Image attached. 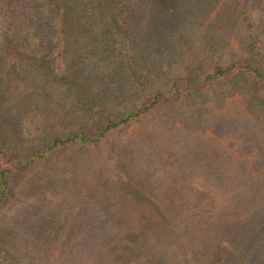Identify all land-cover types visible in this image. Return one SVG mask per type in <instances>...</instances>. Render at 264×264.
Here are the masks:
<instances>
[{
  "label": "rangeland",
  "instance_id": "1",
  "mask_svg": "<svg viewBox=\"0 0 264 264\" xmlns=\"http://www.w3.org/2000/svg\"><path fill=\"white\" fill-rule=\"evenodd\" d=\"M142 3L136 26L127 0H0L4 151H48L57 138L82 132L96 141L51 151L46 163L12 180L0 238L13 244L0 241V264H14L7 251L32 252L37 237L51 234L53 245L70 252L79 237L71 264L104 251L112 264H211L203 257L213 252L215 228L236 219L228 183L239 171L258 179L233 203L242 211L248 264H264V88L245 75L197 82L242 49L211 22L191 17L167 27L166 3ZM247 6L250 35L264 53V0ZM156 90L172 105L105 130ZM245 157L247 166L238 162ZM134 231L140 256L116 251L118 243L130 246Z\"/></svg>",
  "mask_w": 264,
  "mask_h": 264
},
{
  "label": "trees",
  "instance_id": "2",
  "mask_svg": "<svg viewBox=\"0 0 264 264\" xmlns=\"http://www.w3.org/2000/svg\"><path fill=\"white\" fill-rule=\"evenodd\" d=\"M117 0H105V2H112L116 4ZM143 0H127V8L130 10V15L136 21V26L138 23H141V15L139 13V8L143 7ZM154 5L166 3V9L169 13H164V18L162 21L169 27L172 24V27L180 25L182 20H189L194 18L196 22H199L202 26L205 22H211L210 28H216L215 30L223 32L227 36V42L229 46H238L242 49V57L231 62L230 64H222L221 62H215L213 68L208 73L197 76V79L192 81L200 82L201 84H212L223 79H234L237 75H245L250 78L253 82L252 87H262L264 88V53L260 51L257 45L253 42V39L250 35L251 26L248 23L249 20V7L248 5H255L258 3V0H150ZM126 2V1H125ZM195 15V16H194ZM198 19V20H197ZM204 23H202V22ZM216 31V32H217ZM215 33V32H214ZM164 42L157 43L158 49ZM150 46V44L148 45ZM7 50H10L12 54H15V48L8 41L5 45ZM158 51V50H157ZM60 81L65 83L64 78H60ZM175 87L178 88V85L175 84ZM257 92H254V95L257 96ZM172 105L169 98L165 97L162 92L156 90L153 92L151 97L144 104L142 109H139L136 112H133L129 117L122 119L118 123L111 122L108 127L105 129L111 130L116 129L119 125L128 123L129 120L140 117L141 115L151 112L153 110L163 108L166 106ZM245 118L248 121H253L254 116L251 115L248 111L245 113ZM254 122V121H253ZM258 136V135H257ZM263 139H259L261 144H263ZM76 142L81 143H95L96 141L82 132L72 139L64 140L57 138L51 145L50 149L47 151L34 150L31 153L26 155H21L17 152H5L0 143V215L2 213V205L8 200L9 194L11 192V183L12 180L16 177H23L29 171L31 172L35 167L46 163L50 156L51 151H58L62 147L72 145ZM3 149V150H2ZM61 150V149H60ZM53 153V154H54ZM251 162H258V159L252 157ZM241 161V162H240ZM241 164L242 162H249V157L243 158V160H238ZM247 169V168H246ZM250 173L239 171L235 176L232 175L230 179L234 180L233 184H229V193L232 198L231 204L234 206V210L237 214L234 217V221L228 223L227 229H221L220 227L215 228L214 235L210 238V243L213 246V252L207 253L203 258L211 259V264H248L250 259L249 255L252 253L250 246L244 244V239L241 234L242 226V211L237 208V205L233 203L236 198L237 193L243 192V186L251 184L258 179L255 177H248ZM251 175V174H250ZM132 190V189H131ZM142 196V194L140 195ZM240 205V204H239ZM231 206V205H230ZM232 211L233 209L230 208ZM232 214V213H231ZM140 233L134 231L130 233V246L126 243H118L119 247L116 249L119 253H129L131 256L139 257L138 250L141 251L142 244L140 243ZM1 236V234H0ZM10 237H7V240H2L6 243L12 245L9 240ZM121 239H125L119 237ZM66 240V239H65ZM9 241V242H8ZM33 239H31V242ZM36 250L29 252L30 250L25 251L24 253L17 255L11 251H7L8 258L10 261H13L14 264H20V260L23 258H28L31 262H34L35 258H38L40 261L46 259L44 263L47 264H69L72 259H77L80 254H75L76 245L80 243L79 237L76 239L70 240V243L73 247V251H63L60 247H56L54 244L55 236L53 234L45 236L43 238L37 237L35 240ZM30 247V246H29ZM33 248V249H34ZM2 250V249H1ZM211 250V249H210ZM28 252V253H27ZM144 252V251H143ZM109 252L104 251L101 254L95 256L94 259L88 258L86 264H112V259L109 258ZM249 257V258H248ZM59 259V260H58ZM20 261V262H19ZM71 264V263H70Z\"/></svg>",
  "mask_w": 264,
  "mask_h": 264
}]
</instances>
